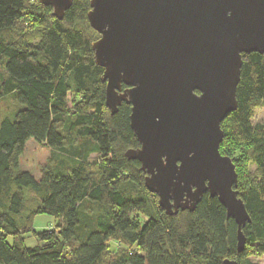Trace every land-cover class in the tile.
Returning <instances> with one entry per match:
<instances>
[{"label":"trees","instance_id":"obj_1","mask_svg":"<svg viewBox=\"0 0 264 264\" xmlns=\"http://www.w3.org/2000/svg\"><path fill=\"white\" fill-rule=\"evenodd\" d=\"M89 11L87 0H73L58 21L36 0H0V102L13 106L0 113V264H264V124H252L264 104V55L242 57L237 109L221 124L219 152L226 140L234 147L226 157L250 218L237 254V227L216 198L167 216L140 165L126 159L139 147L130 106L113 116L105 107ZM29 140L51 152L40 180L20 169ZM242 156L254 168L246 185L236 170ZM39 215L55 229L36 234ZM29 234L33 248L24 245Z\"/></svg>","mask_w":264,"mask_h":264},{"label":"water","instance_id":"obj_2","mask_svg":"<svg viewBox=\"0 0 264 264\" xmlns=\"http://www.w3.org/2000/svg\"><path fill=\"white\" fill-rule=\"evenodd\" d=\"M105 107L130 106L144 187L167 216L216 198L236 229L250 223L232 161L220 154L222 122L237 109L242 57L264 55V0H87ZM61 21L73 0H36ZM222 264H238L223 260Z\"/></svg>","mask_w":264,"mask_h":264},{"label":"rangeland","instance_id":"obj_3","mask_svg":"<svg viewBox=\"0 0 264 264\" xmlns=\"http://www.w3.org/2000/svg\"><path fill=\"white\" fill-rule=\"evenodd\" d=\"M12 104L8 102H0V113H5L12 109ZM252 124H264V104H260L255 110L252 118ZM234 147L229 145V141L226 140L221 145L220 153L222 155L231 158V154ZM50 150L40 144H37L33 140H29L26 144L25 151L20 159V169L25 172H29L36 180L41 178V168L46 164V161L50 157ZM96 155H92L90 159H94ZM233 160V159H232ZM237 173L239 176L240 183L246 185V183L252 181V175L254 173V168L250 165L245 157H241L236 163ZM243 186H241L242 188ZM241 190V189H240ZM57 225L56 220L46 215H39L35 217L33 221V231L36 234H40L45 231H50L55 229ZM24 245L27 248H33L38 245L37 240L32 234L24 237ZM109 247L113 249V244H109ZM246 254L248 258L255 261L252 250L248 251Z\"/></svg>","mask_w":264,"mask_h":264}]
</instances>
